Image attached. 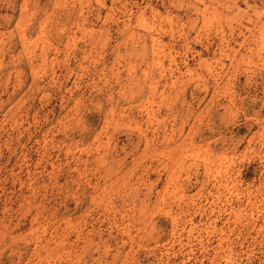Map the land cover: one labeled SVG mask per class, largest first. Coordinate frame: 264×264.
<instances>
[{"label":"rangeland","instance_id":"374dc122","mask_svg":"<svg viewBox=\"0 0 264 264\" xmlns=\"http://www.w3.org/2000/svg\"><path fill=\"white\" fill-rule=\"evenodd\" d=\"M0 264H264V0H0Z\"/></svg>","mask_w":264,"mask_h":264}]
</instances>
